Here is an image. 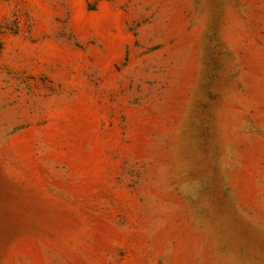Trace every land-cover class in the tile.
<instances>
[{"label": "rangeland", "instance_id": "rangeland-1", "mask_svg": "<svg viewBox=\"0 0 264 264\" xmlns=\"http://www.w3.org/2000/svg\"><path fill=\"white\" fill-rule=\"evenodd\" d=\"M0 264H264V0H0Z\"/></svg>", "mask_w": 264, "mask_h": 264}]
</instances>
